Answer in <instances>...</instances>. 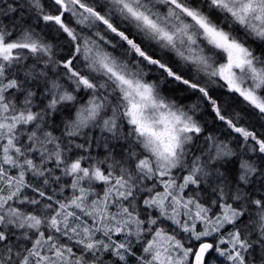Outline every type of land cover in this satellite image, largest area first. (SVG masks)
I'll return each instance as SVG.
<instances>
[{
	"label": "snow or ice",
	"instance_id": "1",
	"mask_svg": "<svg viewBox=\"0 0 264 264\" xmlns=\"http://www.w3.org/2000/svg\"><path fill=\"white\" fill-rule=\"evenodd\" d=\"M0 264H264V0H0Z\"/></svg>",
	"mask_w": 264,
	"mask_h": 264
}]
</instances>
